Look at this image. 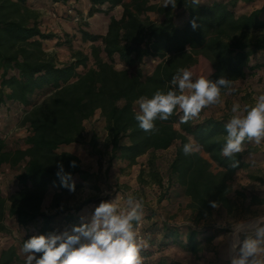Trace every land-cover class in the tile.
Listing matches in <instances>:
<instances>
[{"label": "trees", "instance_id": "16d2710c", "mask_svg": "<svg viewBox=\"0 0 264 264\" xmlns=\"http://www.w3.org/2000/svg\"><path fill=\"white\" fill-rule=\"evenodd\" d=\"M29 1L0 0V121L5 124L4 131L0 130V169L7 166L14 170L18 185L8 198L0 192V234L8 232L6 218L14 219L21 228L35 226L34 232L27 231L21 238V249L33 235L58 234L55 218L60 212H42L43 201L52 191L51 206L57 207L60 197L77 191L81 185L75 184L74 191L64 187L57 176V166L62 164L63 172L71 174L69 184L76 176L82 181L92 178L81 169L75 155L59 149L83 144V124L97 111L105 121L111 161L121 160L132 166L138 158L149 155L148 180L142 179L141 170L140 184L163 187L155 153L174 146L167 181L170 184L174 180L182 190L196 221L211 219L217 209L230 212L228 196L233 177L250 166L248 160L258 151V144L246 139L243 152L224 157L221 152L229 120H196L199 114L188 123H181L183 112L177 108L169 119L157 118L154 129L145 132L135 120L133 105L140 97L151 98L158 90L179 94L173 77L179 69L194 66L199 57L213 68L207 79L215 82L223 77L232 82L230 86L264 70V57L253 61L257 54L264 53V20L260 18L264 4L237 16L240 1L250 4L254 0H200L198 6H193L191 0H177L175 8L155 4V0H87L89 18L108 17L106 33L95 35L87 30L86 23H76L81 40L91 43L90 55L71 50V61L59 64L55 54L44 47L45 41L56 36L40 31L39 13L28 6ZM41 1L64 6L69 0ZM116 7L122 8L119 19L110 16ZM73 11V16H68L72 22L78 15L76 9ZM147 13L157 14L159 20L142 18ZM194 18L198 25L195 30L190 23ZM148 59L155 66L146 73L144 65ZM230 86L222 87L221 93ZM14 117L17 128L27 132L21 140L25 149L6 144L4 128L13 123ZM190 140L200 148L185 155L183 145ZM90 146L95 147L94 139ZM73 161L74 167L70 166ZM83 225L75 222L73 227ZM154 229L155 224L141 229L140 240H146ZM204 232L163 224L157 246L175 247L197 256L203 243H211L220 234L219 229L216 233ZM151 256L152 251H143V258ZM0 264L25 262L14 247H9L0 252ZM142 264L149 263L145 260ZM157 264H162L161 260Z\"/></svg>", "mask_w": 264, "mask_h": 264}, {"label": "clouds", "instance_id": "9594fccd", "mask_svg": "<svg viewBox=\"0 0 264 264\" xmlns=\"http://www.w3.org/2000/svg\"><path fill=\"white\" fill-rule=\"evenodd\" d=\"M177 0H164L163 7H176ZM198 6L200 0H191ZM195 30L198 25L195 18L190 22ZM193 78V72L187 68L178 70L172 83L178 84L179 94L169 90L166 93L156 91L151 98L140 97L137 101L139 111L135 115L138 126L145 132L154 129V121L167 120L177 108L183 112L181 123H188L197 117L209 105L218 103L221 88H228L231 81L221 77L215 82L201 76ZM240 106L233 105L232 112L238 113ZM226 138L221 154L232 158L244 151V141H264V94L259 95L255 105L246 107L244 114L233 115L225 125ZM200 145L189 141L183 145L185 155L199 150ZM70 166H75L71 162ZM57 176L62 185L75 190V184H69L70 173L63 172L59 164ZM128 204L133 205L131 197ZM142 203L137 201L130 211L119 212L116 202L102 201L94 210L90 224L75 227L73 234L33 235L23 243L21 251L27 254L25 264H142L141 249L148 246L147 241L137 240L133 221L141 220L139 209ZM83 241V242H82ZM237 255L230 264H264V227L256 230L255 238H245L234 244ZM37 254H39L37 256Z\"/></svg>", "mask_w": 264, "mask_h": 264}, {"label": "rangeland", "instance_id": "374dc122", "mask_svg": "<svg viewBox=\"0 0 264 264\" xmlns=\"http://www.w3.org/2000/svg\"><path fill=\"white\" fill-rule=\"evenodd\" d=\"M125 1L128 2L129 0ZM153 3L163 5L164 0H155ZM79 6H81V3L75 0H70L69 3H66V5H64V8L62 9L63 11L58 9L57 11L49 12L42 10V7L39 10L35 9V11H37L38 13L43 12L45 15H47L48 22L46 24H49L51 26V28H49L45 24V29H43L42 26H39L40 31L44 34H52L54 36H57L53 33V30L60 29V22L64 19L63 17L70 16L68 12H74L73 9L80 8ZM252 11H250V9H247L241 12L240 10L239 12L237 11L236 15H243L241 13H245L246 15ZM77 14L78 21L73 20L74 23L83 22L88 24L89 26L97 25L95 21L89 20L88 14L84 16H81L78 12ZM41 16L42 15L39 14L38 24L42 25L44 23H42L40 20ZM145 17L149 18L153 22L159 20L158 15L154 13H147L142 16V18ZM73 41H75L74 37L69 38V35L62 36L61 43L66 44L64 48H54L49 50L46 49V51L55 54V57L59 64H66L71 61V50H79L88 56L90 55L91 43L83 42L81 40L82 43H79L74 47ZM57 42H60V39ZM262 57H264V53H259L253 59V61L258 60ZM91 64L92 61H90V65ZM154 66L155 63L148 59L146 64L144 65L145 72H151ZM117 68L121 69V67ZM189 70L193 72V80L201 76L208 78L213 72L211 64L202 57H199L197 63L194 66L190 67ZM262 94H264V70L259 71L255 76H251L246 78L245 80L234 82L227 92L221 93L218 103L209 105L204 108L200 112V116L197 117L196 120H202L204 118L213 116L230 120L233 115L244 114V110L247 106H254L256 99L259 97V95ZM237 104L240 106V110L238 113H233L232 107L233 105ZM133 107L136 112L139 111L137 102L134 103ZM99 123V119H95L93 122L89 120L84 122V136L90 135L93 127L95 129L99 128ZM10 128V131H6L5 129V141L8 145H12L14 143L18 145L19 140H13V133L16 131V129H18L15 123V117ZM261 143L264 144V141H261ZM171 148L172 149H170V151L158 152L157 154H155L157 169L164 181V184L163 187L159 188L158 190L159 195L154 193V198L152 197L153 195H151L149 187L147 188V195L148 198H150L147 203L154 202V199L156 198H158V203L164 201L161 205V208H157L156 210L159 211L157 219H159L162 223L177 227H190L201 233H203V231L206 232L207 230H210V233H216L217 229H219L220 234L217 235L218 239L214 242V244L203 243L201 246V252L197 256L186 253L179 248H165L164 246H162L161 248L157 246V251H153L152 256L146 259V262L149 264H157L158 261L161 260L162 264H171L172 262L178 264H230V259L233 256L237 255L238 252V249L234 248V244H236L238 241L242 242L245 238H255L256 230L258 228L264 227V210L262 209L261 211H258L251 208L252 204H248V202L245 201L244 193L242 191L243 189H240L238 181L241 180V178L233 177L231 190L235 189V191H232L231 194H229V197H231L230 212H227L224 209H217L211 219L200 220L197 222L195 214H193L187 208L188 203H186V200L188 199L183 196V193L181 191H179V187L176 186L174 180H172V182L168 184V165L172 159V156L174 155L175 150L174 146ZM261 150H264V145H262ZM261 154L264 155V151L261 152ZM213 169L215 168L213 167ZM11 171H9L8 173L0 171V192L5 198H8L15 191L16 187V172L14 170ZM260 184L262 185L264 184V182H260ZM121 190L123 189L121 188ZM123 192L125 191L123 190ZM49 195H51V192H48L47 196L49 197ZM83 196L84 195L82 193L68 194L66 196L60 197L58 199V203L75 205L81 201ZM160 197L162 199L159 201ZM95 198L96 197H94L93 195V197H91L90 199L95 200ZM86 201L87 199H85V202ZM5 224L8 228V232L0 234V252L3 249L14 247L20 260L26 262L27 254L21 251L19 245L21 238L25 234H20L19 230L16 227V223H14L11 218H6ZM202 238H205V236L201 237V239ZM33 264H35V261H33Z\"/></svg>", "mask_w": 264, "mask_h": 264}, {"label": "crops", "instance_id": "0c3cea01", "mask_svg": "<svg viewBox=\"0 0 264 264\" xmlns=\"http://www.w3.org/2000/svg\"><path fill=\"white\" fill-rule=\"evenodd\" d=\"M70 1V0H69ZM69 1L67 3H69ZM81 3L80 8H76L77 12L81 15H87L88 9H89V3L87 0H75ZM40 4V5H38ZM264 4V0H254L252 3L248 4L245 2L240 1L237 4L236 7V13L241 10H247L250 9V11L254 9H260ZM28 6L31 9H41L44 11L54 12L58 9L63 11L62 9L64 6H59L58 4L51 6L48 2H43L41 0H30L28 2ZM249 11V10H248ZM62 13V12H61ZM40 20L44 24H39V26H42L43 29H45V26L47 25L49 28L51 26L49 24H46L48 21L47 15H45L43 12H39ZM245 15V13H241ZM122 15V8L116 7L110 14V16H113L116 19H119ZM100 17V16H99ZM98 16H93L89 18V20L95 21L97 25H91L87 27V30L95 35H104L106 33L107 24H108V17H102L99 18ZM64 19L60 22V29L53 30V33L56 36L55 39L45 41L44 47L45 49H54V48H64L62 47H56L57 41L60 39V42L62 41V36H68L69 38L74 37L73 44L74 47L77 44H81V38L77 31L78 24L72 22L68 17L64 16ZM260 18L264 20V11L260 14ZM46 24V25H45ZM77 48V47H76ZM212 118L215 119H222L217 118V116H213ZM95 119H99V128L95 129L92 128L90 135L84 136V142L83 144H72L68 146H62L59 149V152H67L75 155L81 165V169L92 175L91 179H88L86 181H82L78 176L73 178L74 184H80L81 187L77 191L73 192V194L76 193H82L84 196L82 197L81 201L75 205H66L59 203L57 207L52 208V199H53V192L51 191V195L49 197H45L42 205V212L46 214H55L56 212H60L58 216L55 218L56 222V230L58 231L57 235L63 234L65 232L69 234H73V224L76 222L78 224H90L92 220V216L94 213L95 208L102 202H116L118 205V211L119 212H127L131 210V207L134 206L135 202L139 201L142 203V208L138 211L141 215V220L139 222L136 221L137 224H141L140 229H137L136 227L134 230L136 232H139L141 229L146 230L147 228H150L152 224H155V229L150 231V234L146 236V240L148 246L146 248H142L140 255L142 258V262L146 259L143 258V251H157V243L160 241V228L163 224L158 218L159 211H156L157 208H161V205L164 201H161L158 203V198L154 199V202L147 203L150 198H148L147 195V188L149 187V190L151 191V195L154 198V193L159 195L158 190L159 187L152 183H142L140 184L138 181L140 171L142 170L144 174L142 175V179L147 181L146 173H147V167L146 162L149 158V155H144L137 159V163L135 165L129 166L127 162L121 161V160H112L110 147L106 144V138L107 133L105 131V121L100 117V112H95L94 116L89 121H94ZM86 122V121H85ZM5 124L3 121H0V130L3 131V126ZM12 124H9L6 131H10ZM6 127V126H5ZM101 128V129H100ZM27 132L25 129H16V131L13 133V140L17 139L19 140V144H12L8 145V147L12 148H21L25 149L26 147L21 143V140L26 136ZM95 140V147L94 149L90 146L91 140ZM17 143V142H16ZM263 143H259L257 146V152L251 156L248 160L250 163V166L247 169L238 171L234 178L239 177L241 180H239L240 189H243L244 193V199L248 204H252L253 209H256L258 211L264 210V184H260V182H264V155L261 154L264 150L262 149ZM169 148L166 151H170ZM260 149V151H259ZM93 150V151H92ZM166 151H159V152H166ZM156 152L155 154H157ZM173 158V156H172ZM157 166V164H156ZM0 171L8 173L10 170L9 167L3 166ZM12 172V171H11ZM164 184V181H163ZM92 187V188H91ZM121 188L123 190H121ZM18 189V185L16 183L15 191ZM153 191V192H152ZM179 191L182 192V190L179 188ZM234 192V190H231V192ZM72 194V193H71ZM231 194V193H230ZM96 197L95 200L90 199L91 197ZM230 196V195H229ZM231 199V197H229ZM131 197L133 200V205L128 204V198ZM243 198V197H242ZM85 199L87 201H91L89 204L84 205ZM90 199V200H89ZM171 199V198H170ZM254 200V202H253ZM86 201V202H87ZM99 201V202H96ZM186 203H188V200H186ZM76 208H79V210H76ZM225 210V209H224ZM150 217V218H149ZM11 220L15 222L14 219L11 218ZM17 229L19 230L20 234L27 233V231L34 232L35 226H28L27 228H21L16 224ZM218 239V237L214 238L211 243L214 244V242ZM83 242V241H82Z\"/></svg>", "mask_w": 264, "mask_h": 264}, {"label": "built area", "instance_id": "2783aa9c", "mask_svg": "<svg viewBox=\"0 0 264 264\" xmlns=\"http://www.w3.org/2000/svg\"><path fill=\"white\" fill-rule=\"evenodd\" d=\"M68 13H69L70 16H73V15H72L73 13H72L71 11H69ZM73 20L78 21V18L75 17V19H73ZM140 226H141V224H137L136 228H137V229H140ZM137 234H138V236H137V240L140 241V233L137 232Z\"/></svg>", "mask_w": 264, "mask_h": 264}]
</instances>
